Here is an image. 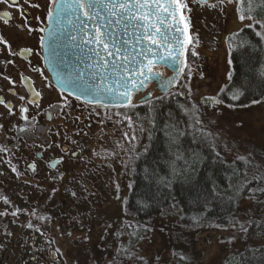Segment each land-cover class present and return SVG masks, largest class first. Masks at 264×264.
Here are the masks:
<instances>
[{
  "label": "trees",
  "instance_id": "16d2710c",
  "mask_svg": "<svg viewBox=\"0 0 264 264\" xmlns=\"http://www.w3.org/2000/svg\"><path fill=\"white\" fill-rule=\"evenodd\" d=\"M231 1H236L240 18L264 21V0ZM193 45L190 39L183 74L185 65L190 64ZM226 45L229 79L214 101L230 109L260 101L264 97V37L257 26L244 24L226 35ZM157 93L117 109L108 115L111 118L104 114V126H117L114 132L119 135L97 147L93 158L108 168L114 158L118 163L126 157L129 187L123 198V213L114 223L112 243L103 245L107 233L94 248L81 237L72 243L80 242L87 248L79 264H203L198 262L201 251L194 244L198 234L209 227H239L240 236L254 239V243L241 241L240 248L212 264H264V206L259 201L264 199V165L256 166L244 156L227 155L219 136L201 122L211 101L192 99L181 90ZM90 170L85 175L89 182L94 179ZM66 188L57 198L51 191V212L43 207L45 216L38 223L50 214L51 225L60 222L63 232L72 231V217L66 207L76 211L78 199L92 208L90 194L86 200L81 198L83 187L78 197ZM154 237L155 245L162 246V254L167 253L163 262L142 256L141 245ZM72 252L69 250V256Z\"/></svg>",
  "mask_w": 264,
  "mask_h": 264
},
{
  "label": "flooded vegetation",
  "instance_id": "af4514ba",
  "mask_svg": "<svg viewBox=\"0 0 264 264\" xmlns=\"http://www.w3.org/2000/svg\"><path fill=\"white\" fill-rule=\"evenodd\" d=\"M55 2L0 0V264H66L53 248L57 223L50 214L38 220L51 209V187H85L80 177L97 162L90 143L103 136L104 114L116 111L71 98L53 82L42 45ZM59 124L64 142L54 140Z\"/></svg>",
  "mask_w": 264,
  "mask_h": 264
},
{
  "label": "rangeland",
  "instance_id": "374dc122",
  "mask_svg": "<svg viewBox=\"0 0 264 264\" xmlns=\"http://www.w3.org/2000/svg\"><path fill=\"white\" fill-rule=\"evenodd\" d=\"M185 5L184 18L189 29L190 39L194 45L188 59L190 64L185 65V73L182 72L180 79L177 80L172 90L174 92L177 90L186 91L192 99L211 101V104L208 103V108L201 115V122L210 129V132L219 136V143L225 148L227 155L229 157L244 156L251 159L256 166H263L264 97L246 107L231 109L214 100L219 89L228 81L230 74L226 35L239 30L242 25L248 24L255 28L257 26L258 31L264 37V21H245V19L240 18L236 10V1L218 0L214 4L204 5L197 3L195 0H185ZM159 70L163 77L169 75L165 69ZM157 92L159 91L156 84L150 83L142 92L133 94L130 103L139 102L140 98L148 93L155 96L158 94ZM65 128L64 124H59L54 128L57 130L54 135L55 142L66 140ZM86 128H90V126ZM116 129L117 126L115 125L103 126V136H100V133L97 132L92 143H90L88 151L96 154L97 148H91V145L102 146L103 144H109L111 138L116 140L119 135V132H114ZM93 159L96 161V158ZM116 161L117 159L114 158L112 166L108 168L100 161L96 162L100 165L95 168L96 170L91 166V168H87L91 169L94 179L89 182L85 176L83 177L85 181L84 190L78 185L68 187L70 194L75 197L81 195L83 191L81 197L83 200H86V195L90 194L89 203L92 204V208L90 209L82 201L74 199L76 201V211L66 207L67 213L69 212L72 217L69 218L72 220V231L63 232L60 222L51 226V233L55 235L53 248L60 254L59 258H63L66 264H79L78 259L85 255L86 246H83L80 242L75 245L72 244L75 239H78L77 237L85 238L87 243L90 242V247L94 248L96 244L101 242V240L99 241L101 236L107 233L109 235L103 245L112 243V230H114V223L118 221L119 216L123 213V198L127 187H129L128 175L130 174L126 157L118 163ZM121 162L123 163L120 164ZM54 188H51V191L56 192L55 198L59 196L63 189H67L66 187H58L57 190ZM43 194L45 198L48 197V192ZM59 199L63 200V197H59ZM255 200L257 201L258 198H255ZM259 201L264 206V199ZM249 202L251 203V201ZM81 228L85 232L80 231ZM66 229L68 228L66 227ZM238 230L239 227H209V229L199 233L194 244L198 251H201L202 258L198 262L203 261V264H212L215 261L222 260L235 249L240 248L243 245L241 241L247 238L243 237L242 233L243 236H240ZM239 231L241 232V230ZM154 239L155 237L141 245L142 256L146 259H161L163 262V258L167 256V253L164 251L162 254V246L155 245ZM247 240L254 243V239L249 238ZM70 247L73 249V255L69 256ZM73 260H76V263H73ZM149 264H152V262Z\"/></svg>",
  "mask_w": 264,
  "mask_h": 264
},
{
  "label": "water",
  "instance_id": "95a60500",
  "mask_svg": "<svg viewBox=\"0 0 264 264\" xmlns=\"http://www.w3.org/2000/svg\"><path fill=\"white\" fill-rule=\"evenodd\" d=\"M207 2L208 0H198ZM175 0H57L43 48L56 85L66 94L106 109L161 76L170 90L181 73L187 29Z\"/></svg>",
  "mask_w": 264,
  "mask_h": 264
}]
</instances>
